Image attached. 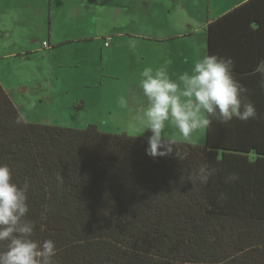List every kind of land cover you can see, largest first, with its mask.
Here are the masks:
<instances>
[{
	"label": "trees",
	"instance_id": "trees-1",
	"mask_svg": "<svg viewBox=\"0 0 264 264\" xmlns=\"http://www.w3.org/2000/svg\"><path fill=\"white\" fill-rule=\"evenodd\" d=\"M204 29L257 117L213 119L204 144L172 141L164 156L146 154L147 136L28 122L0 84V164L29 182L26 219L55 241L56 264H264V0ZM206 163L217 172L200 184Z\"/></svg>",
	"mask_w": 264,
	"mask_h": 264
},
{
	"label": "rangeland",
	"instance_id": "rangeland-1",
	"mask_svg": "<svg viewBox=\"0 0 264 264\" xmlns=\"http://www.w3.org/2000/svg\"><path fill=\"white\" fill-rule=\"evenodd\" d=\"M9 0H0V12H5V8H13V5L6 6ZM21 0H13L19 7V12H24L25 7L19 6ZM31 3L28 8L29 15L27 17L28 24L14 28L9 17L5 13L0 14V31L8 29L13 32V37L9 40L18 39L20 42L16 45L28 47L29 52L22 57L0 58V79L3 83V88L8 92L10 98L19 106L20 113L28 122L33 123H48L63 127L84 128L89 123H95L98 128L106 132H127L133 136H149L151 133L146 130L143 134L138 135V123L136 117L139 109L144 104V97L142 89L138 86L139 80H125L124 74L114 73L108 65V58L104 57L101 60L100 49L98 42L91 44V52H89L88 45H82V49L78 44L63 45L56 48L44 47L43 41L47 28L49 27L48 15L38 16L34 10L40 6L34 5L38 0H27ZM163 5H170L168 9L178 12H199L200 25L197 28L196 41L199 58L205 52L206 33L202 27L205 21V12L212 14L220 12L222 9L232 5L237 0H156ZM44 12H48L49 1L43 0ZM139 2V6L145 5L144 0H135ZM24 3V0H22ZM21 3V4H22ZM109 0H61L59 6L52 10L53 23L59 19L60 24L63 23L70 26L72 32L81 33L85 31L89 36L92 33H101L105 31L103 28L104 22H100L99 17L92 15L91 11H98L109 9ZM159 11H163L164 6H160ZM142 7V8H143ZM155 8L156 5H150ZM90 10V12H88ZM12 12V10L8 11ZM59 12H68L62 16ZM139 12H143L140 11ZM154 12V11H151ZM194 18V17H193ZM130 19V18H129ZM112 24L121 26L127 22V17L111 18ZM132 25L144 26L147 20L142 15H138L135 19H130ZM110 23H108L109 25ZM58 25L53 24V28ZM61 29V26L59 27ZM74 31V32H73ZM152 27L149 29L151 32ZM25 35V36H24ZM8 40V41H9ZM0 42H5L0 32ZM11 42V41H9ZM28 43L30 46H28ZM0 56L15 53L14 46L9 43L5 47L0 46ZM103 51L108 48L102 47ZM130 52V50H129ZM88 53V55H87ZM103 67L101 69V64ZM54 66H53V65ZM59 69L56 73L52 72V68ZM97 68V73L94 70ZM115 75V76H113ZM32 77L40 81V84L32 81L30 86L35 87V91L45 96L44 99L38 98L39 95L30 94L23 96L18 89V81L25 80ZM59 77V78H58ZM53 78V79H52ZM102 80V82L100 81ZM50 92H55L61 95L62 100L68 102H77L78 95H84L86 99V106L84 109H78L76 106L68 107L62 103L59 106L53 107L48 95ZM43 99V102L41 101ZM56 99V98H55ZM121 100H125V105L121 104ZM174 134H179L171 125L165 129V135L169 139ZM175 142H186L202 145L205 142V129L199 130L193 134L191 138L185 140L178 138ZM174 141V140H170Z\"/></svg>",
	"mask_w": 264,
	"mask_h": 264
},
{
	"label": "clouds",
	"instance_id": "clouds-1",
	"mask_svg": "<svg viewBox=\"0 0 264 264\" xmlns=\"http://www.w3.org/2000/svg\"><path fill=\"white\" fill-rule=\"evenodd\" d=\"M233 66L231 57L205 51L177 79L170 77L166 66L143 68L138 86L144 104L136 121L138 135L146 130L151 133L147 137L146 154L156 157L173 151L174 142L165 135L169 125L188 140L197 131L209 128L213 119L227 124L234 118L248 121L257 117L254 104L247 99L248 89L234 77ZM255 71L264 75V62ZM126 103L121 100L122 105ZM216 172V168L206 163L195 179L206 184ZM237 179L232 173L225 182ZM29 187L28 181L22 186L13 182L10 167L0 164V245H6L0 250V264H56L55 241L35 239L36 224L26 219Z\"/></svg>",
	"mask_w": 264,
	"mask_h": 264
},
{
	"label": "crops",
	"instance_id": "crops-1",
	"mask_svg": "<svg viewBox=\"0 0 264 264\" xmlns=\"http://www.w3.org/2000/svg\"><path fill=\"white\" fill-rule=\"evenodd\" d=\"M48 1V12H44L43 0L34 2V5L40 6V8L37 7L34 10L35 14L38 16L48 15L49 27L47 28L45 37H43L46 38V41H43V43L46 42L44 47L52 49L63 45L78 44L79 46L81 45L80 48L82 49V45H88L89 52H91V44L98 42L101 60H103L104 57H107L108 65L112 70V74L122 73L125 75V80H139L140 72L143 68L148 66H151L154 69L166 66L170 77L172 79H177L180 74L185 71H189L191 66L199 59L198 46L196 41L193 40V37H196V30L200 25V20H202L200 19L199 12H178L177 9L171 11L168 9L170 5H163L164 2L159 3L156 0H144V4L149 2L146 5L147 7H143L145 5L139 6V2L135 3V0H109V9L98 10L97 12L91 11L92 15L99 17L100 22H104V32L92 33L88 36L85 31H82L81 33L75 32L73 35L71 34L72 30L70 26H66L68 20L66 23H63V26L59 25V19L53 23L52 10L59 6L61 0ZM245 1L247 0H237L232 3V5L230 4L225 9H222L220 12H216L214 14L208 10V12H205L206 19L204 23L201 24L203 25L202 27L204 28V25L210 19L227 12L232 7ZM21 3L22 0L20 1L19 6L22 8L25 7L24 12L18 11L19 7L13 2V0H9L6 3V6L13 5V8L8 9L6 7L5 12H0V14H7L14 28L28 24L27 17L30 12L28 8L31 6V3L27 0H24V3ZM153 3L156 5V10L155 8L153 9L150 7ZM159 4H161L160 6H164L165 9L163 11H159ZM10 10H12V12H8ZM139 10L143 12H139ZM88 12H90V10ZM59 13L62 16V14L64 15L68 12ZM138 15L144 16L147 20L146 25L137 26L131 24L130 19H135ZM118 16L121 18L127 17V22L121 26L112 24L111 18L116 19ZM108 23L110 24L108 25ZM53 24L58 26L53 28ZM60 26L61 29H59ZM151 27L153 30L151 32L153 33H149V29ZM0 32L5 40V42H0V46L5 47L7 44L11 43L15 48V53H8L5 55L1 54L0 58L11 56L22 57L21 59H23L24 54L29 52L28 47L16 45L20 42L17 38L9 40L13 37L12 31L4 29ZM28 46H30L29 43ZM102 47H106L108 49L103 51ZM205 51H207V40ZM102 67L103 62L101 64V69ZM51 68L53 73L57 74L59 71V69L54 67ZM97 70L98 69L95 68L94 74L96 72V76H100L99 73H97ZM32 81L40 84V81L35 80L33 77L32 80L31 78L25 79L24 81L21 80L17 83L19 91L23 94V96L36 94L40 96L38 97L39 99L42 97L44 99L45 96L37 93V91H35L36 88L30 86ZM100 81L102 82V80ZM0 84L3 86L1 79ZM48 98L50 99L53 107L59 106L61 103L68 107L76 106L78 109H84L86 106V99L84 95H78L76 99H74L78 100L77 102L62 100L61 95L55 92H50ZM43 99H41L42 102ZM14 104L20 111L19 106H21V104H16L15 102ZM178 138H182L180 134H174L169 137V140L184 141L177 140Z\"/></svg>",
	"mask_w": 264,
	"mask_h": 264
},
{
	"label": "built area",
	"instance_id": "built-area-1",
	"mask_svg": "<svg viewBox=\"0 0 264 264\" xmlns=\"http://www.w3.org/2000/svg\"><path fill=\"white\" fill-rule=\"evenodd\" d=\"M43 45L45 46L46 45V42H44Z\"/></svg>",
	"mask_w": 264,
	"mask_h": 264
}]
</instances>
